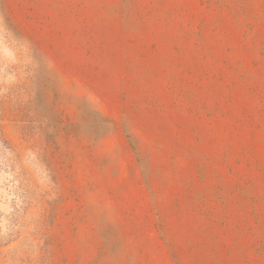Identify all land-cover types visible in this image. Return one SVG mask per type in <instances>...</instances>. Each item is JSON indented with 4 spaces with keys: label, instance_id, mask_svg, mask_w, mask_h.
Wrapping results in <instances>:
<instances>
[{
    "label": "rangeland",
    "instance_id": "rangeland-1",
    "mask_svg": "<svg viewBox=\"0 0 264 264\" xmlns=\"http://www.w3.org/2000/svg\"><path fill=\"white\" fill-rule=\"evenodd\" d=\"M0 264H264V0H0Z\"/></svg>",
    "mask_w": 264,
    "mask_h": 264
},
{
    "label": "trees",
    "instance_id": "trees-1",
    "mask_svg": "<svg viewBox=\"0 0 264 264\" xmlns=\"http://www.w3.org/2000/svg\"><path fill=\"white\" fill-rule=\"evenodd\" d=\"M0 132H1V131H0ZM1 141L6 143V141H4V140H0V142H1Z\"/></svg>",
    "mask_w": 264,
    "mask_h": 264
}]
</instances>
